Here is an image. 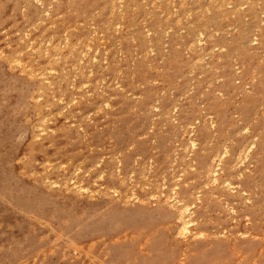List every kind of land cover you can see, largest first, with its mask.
Returning <instances> with one entry per match:
<instances>
[{
	"label": "rangeland",
	"instance_id": "374dc122",
	"mask_svg": "<svg viewBox=\"0 0 264 264\" xmlns=\"http://www.w3.org/2000/svg\"><path fill=\"white\" fill-rule=\"evenodd\" d=\"M0 264H264V0H0Z\"/></svg>",
	"mask_w": 264,
	"mask_h": 264
},
{
	"label": "bare ground",
	"instance_id": "6f19581e",
	"mask_svg": "<svg viewBox=\"0 0 264 264\" xmlns=\"http://www.w3.org/2000/svg\"><path fill=\"white\" fill-rule=\"evenodd\" d=\"M34 1V0H33ZM112 1V0H111ZM36 2V1H35ZM120 5V4H119ZM225 5H227V4H225ZM258 5V4H257ZM146 7V6H145ZM238 7V6H237ZM235 8V7H234ZM206 9V8H205ZM207 10V9H206ZM46 12V11H45ZM21 13V12H20ZM46 14V13H45ZM188 14V13H187ZM168 15V14H167ZM189 15V14H188ZM49 16V15H48ZM179 17V16H178ZM140 19V18H139ZM177 19V18H176ZM185 19V18H184ZM176 22H177V20H176ZM118 25V24H117ZM33 28V27H32ZM199 32V31H198ZM95 33V32H94ZM166 33V32H165ZM216 33V32H215ZM198 35H200V34H198ZM201 36V35H200ZM253 37V36H252ZM66 40V39H65ZM64 40V41H65ZM58 42V41H57ZM196 42H198V41H196ZM46 43V42H45ZM48 43V42H47ZM66 45V44H65ZM30 45H28V47H29ZM37 47V46H36ZM39 48V47H38ZM37 48V49H38ZM55 48H57V47H55ZM73 48V47H72ZM88 48H90V47H88ZM62 49V48H61ZM86 49V48H85ZM79 50V49H78ZM84 50V49H83ZM210 50V49H209ZM87 51V50H86ZM96 52V51H95ZM43 53H44V51H43ZM51 57V56H50ZM49 58V57H48ZM11 60H13V59H11ZM18 61V60H17ZM80 62V61H79ZM13 63H15V61L13 62ZM20 63V62H19ZM19 66V65H18ZM90 70V69H89ZM31 72V71H30ZM49 72H50V70H49ZM51 72H52V70H51ZM32 73V72H31ZM44 75V74H43ZM89 75V74H88ZM39 76H41L40 74H39ZM73 79V78H72ZM253 79V78H252ZM48 82V81H47ZM48 84V83H47ZM84 85V84H83ZM80 86V85H79ZM78 87V86H77ZM39 90V89H38ZM138 96V95H137ZM36 98H38V97H36ZM53 98V97H52ZM35 99V98H34ZM36 100V99H35ZM60 100V99H59ZM72 102H73V100H72ZM103 104H105V103H103ZM107 105V104H106ZM47 106V105H46ZM67 106V105H66ZM106 107V106H105ZM48 108V107H47ZM175 109V108H174ZM99 110V109H98ZM50 116V115H49ZM87 116V115H86ZM48 117V116H47ZM42 119V118H41ZM39 121V120H38ZM43 122V121H42ZM36 128H38V127H36ZM41 128V127H40ZM43 130V129H42ZM243 131V130H242ZM36 136V135H35ZM34 136V137H35ZM35 138H37V137H35ZM33 139V138H32ZM190 142V141H189ZM191 142H192V140H191ZM224 148V147H223ZM185 149V148H184ZM224 150V149H223ZM225 151V150H224ZM242 151V150H241ZM226 152V151H225ZM224 152V153H225ZM216 154V153H215ZM226 154V153H225ZM217 155V154H216ZM174 156V155H173ZM220 157H221V155H220ZM214 158V157H213ZM238 158V157H237ZM212 160V159H211ZM241 162V161H240ZM209 163V162H208ZM218 163V162H217ZM48 164V163H47ZM118 164V163H117ZM97 165V164H96ZM50 166V165H49ZM216 166V165H215ZM63 167V166H62ZM58 168V167H57ZM249 171V170H248ZM211 172H214V171H211ZM210 174V173H209ZM162 180V179H161ZM216 180V179H215ZM124 181V180H123ZM122 182V181H121ZM52 185V184H51ZM64 185H65V183H64ZM73 185V184H72ZM71 186V185H70ZM227 188H228V186H227ZM86 189H87V187H86ZM78 190H80V188H78ZM94 191V190H93ZM124 192V191H123ZM131 193V192H130ZM132 194H133V192H132ZM173 195V194H172ZM175 195V194H174ZM196 196V195H195ZM167 197V196H166ZM171 198V197H170ZM169 200V199H168ZM175 200V199H174ZM177 202V201H176ZM170 205H171V203H169ZM168 205V204H167ZM191 205H192V203H191ZM184 206V205H183ZM171 207V206H170ZM187 207V206H186ZM185 208V207H184ZM183 209V208H182ZM181 209V210H182ZM231 209V208H230ZM179 211V210H178ZM233 211V210H232ZM180 214V213H179ZM178 214V215H179ZM182 215V214H181ZM189 216V215H188ZM188 216H187V218H188ZM181 218V216L179 215L178 216V218ZM246 217V216H245ZM179 234H180V232L181 233H186L187 231H188V222L187 221H185V220H183L182 218H181V221H180V224H179ZM178 230V229H177ZM177 234V233H176ZM198 234H200V233H198ZM202 235V234H201ZM194 235H192V237H193ZM191 237V238H192ZM181 262V261H180Z\"/></svg>",
	"mask_w": 264,
	"mask_h": 264
}]
</instances>
